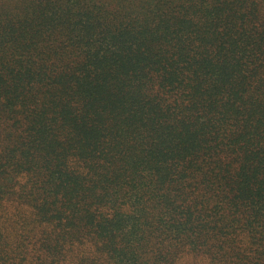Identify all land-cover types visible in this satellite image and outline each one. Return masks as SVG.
<instances>
[{"label":"trees","instance_id":"obj_1","mask_svg":"<svg viewBox=\"0 0 264 264\" xmlns=\"http://www.w3.org/2000/svg\"><path fill=\"white\" fill-rule=\"evenodd\" d=\"M0 264H264V0H0Z\"/></svg>","mask_w":264,"mask_h":264}]
</instances>
